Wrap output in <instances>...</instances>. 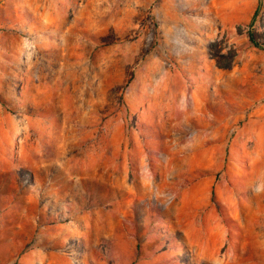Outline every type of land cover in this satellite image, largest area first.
I'll list each match as a JSON object with an SVG mask.
<instances>
[{
    "label": "rangeland",
    "instance_id": "374dc122",
    "mask_svg": "<svg viewBox=\"0 0 264 264\" xmlns=\"http://www.w3.org/2000/svg\"><path fill=\"white\" fill-rule=\"evenodd\" d=\"M257 5L0 0V264H264Z\"/></svg>",
    "mask_w": 264,
    "mask_h": 264
},
{
    "label": "trees",
    "instance_id": "16d2710c",
    "mask_svg": "<svg viewBox=\"0 0 264 264\" xmlns=\"http://www.w3.org/2000/svg\"><path fill=\"white\" fill-rule=\"evenodd\" d=\"M259 6H260V0H258V5L251 17V20H250V24L253 23L255 21V18L257 16V12L259 10ZM248 39H249V42L254 46V47H260L261 44L259 43L258 39L256 38V36H254L253 33H249L248 34ZM230 66V64H227V65H220L221 68H228Z\"/></svg>",
    "mask_w": 264,
    "mask_h": 264
}]
</instances>
